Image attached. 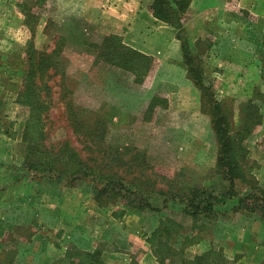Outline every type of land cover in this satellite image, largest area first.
Here are the masks:
<instances>
[{"label":"rangeland","instance_id":"obj_1","mask_svg":"<svg viewBox=\"0 0 264 264\" xmlns=\"http://www.w3.org/2000/svg\"><path fill=\"white\" fill-rule=\"evenodd\" d=\"M3 1L0 264H59L56 249L28 241L36 229L40 236L64 242L63 236H56L61 228L58 215L45 212L52 202L40 205L58 185L34 183L39 177L35 174L52 162L51 172L77 176L64 184L67 203L62 207L73 213L70 231L100 240L103 236L107 242L98 247L115 251L122 244V222L113 220V213L130 210L125 224L129 219L132 231L141 225L140 233L131 235L132 253L125 262L139 264L140 255L151 250L145 238L155 228L156 217L163 216L161 221L175 223L172 231L161 233L165 264L180 259L186 263L202 253L215 262L219 258L220 264H264V195L260 194L264 192V75L259 81L238 84L234 72L219 75L208 63L210 45L223 39L232 22L238 27V17L252 26L254 42L250 43L258 44L264 57V17L258 15L262 11H245L238 0H206L205 5L179 14L183 28L175 31L185 37L193 61L187 64L188 74L194 82L197 74L203 81L195 86L201 108L211 119L205 126L201 120L194 124L186 115L172 112L179 108L176 99L160 109L165 102L158 98L159 111L155 110L154 103L148 102L153 94L150 72L138 83L134 74L96 57L105 34L100 31L101 19L87 2L76 18L75 6L66 3L69 0ZM116 39L122 42L119 35ZM34 60L37 63L30 66ZM257 118L259 123L244 126ZM240 129H247L241 141ZM222 145L231 150L221 149ZM219 152L226 154L227 161L218 165ZM30 163L35 165L28 171ZM201 187L221 192L231 188L235 196L212 214L191 217L178 199ZM28 188L33 194H28ZM133 190L153 208L133 210L128 201L140 198ZM249 191L251 197L246 196ZM252 200L259 210L249 208ZM31 218L50 227L31 226ZM185 235L198 242H185L180 250ZM33 250L51 257L34 259ZM114 251L116 257L108 264H122L123 257L117 258ZM149 264H154L152 258Z\"/></svg>","mask_w":264,"mask_h":264},{"label":"crops","instance_id":"obj_2","mask_svg":"<svg viewBox=\"0 0 264 264\" xmlns=\"http://www.w3.org/2000/svg\"><path fill=\"white\" fill-rule=\"evenodd\" d=\"M48 1L49 0H46L47 3ZM0 2L4 1L0 0ZM67 2H69V6H75L74 11L76 14L74 17L76 18L79 17L77 13L83 11L82 5L87 2L94 13L93 15H98V18L101 19V33L105 35H119L123 44L151 57L152 66L149 70L151 73L149 88L153 89V94L150 95L148 102L151 101L155 106L157 103L156 101L160 98L165 102V105L160 107V109H166L168 108V104L170 102L174 104L176 99L179 108L177 110L173 109L172 112L176 111L174 113L186 115V117L192 119L194 124H199L197 120H201L203 125L210 126L211 119L208 114L202 110L200 93L195 86L194 80L188 74V65L184 61V52L181 41L176 35V28L152 14L150 6L153 4L154 0H69L66 1V3ZM66 3L64 4L66 5ZM200 3L205 5L206 0H188L187 8L198 7ZM238 7L257 14L262 11V14L258 15L264 17V0H238ZM235 25L236 24L232 22V25L228 26L229 28L223 31V39L210 45L208 63L212 67L211 70H217L219 75L220 72H222V74L234 72L233 79H237L238 84H249L259 81L262 75H264V57L260 56V46L255 43H250L252 41L254 42L252 38V26L248 23H243L240 17H238V27ZM206 31L211 33L209 29H206ZM156 107L157 106L154 108L155 110H157L159 106ZM35 181H40V183L45 181L53 185H58L56 186L57 190H54L51 197L48 196V198H43L44 200L42 199L40 205H44L45 201L48 204L52 202L53 205H50L45 212L58 215V224L61 228L57 230L56 236L60 235V238L63 236L62 239L64 242L61 243L59 239H53L52 241L50 237L45 235L40 236L36 229H33L34 237L28 238V241H39V244L44 243L47 244V247H53L54 250L56 249L59 264H67V262L68 264H76L73 263L75 260V255H73V253L78 251H87L94 254L99 252L98 256L100 255V258L98 259L100 261L103 260L104 262H102L104 264L111 263L110 260L116 257V255L114 256V254L111 253L114 250L112 251V249H108L107 247L103 249L100 248V246L98 247L99 244L107 242L104 240L103 236H100L102 237V240H100V238L85 235V232L82 234L75 233V230L70 231V228H68V222L73 221L71 216L73 213L68 212L66 208L62 207L63 204L67 203L66 181L52 177H36L34 183ZM30 182L32 183L33 180H30ZM29 188L27 192L31 194L33 190ZM34 190H36V188H34ZM30 204L33 205L32 202ZM132 209L137 212L140 211L135 207H132ZM40 211H42V209ZM128 211L120 217L113 218V220L117 219L122 222V244H120L119 249L114 251L119 255L117 258L123 257L121 258L123 261L122 264H131L129 259L125 262L127 257L131 256L132 253L131 235H138L141 231V225L139 226V224L138 227L135 226L134 231H132L130 229L132 226L129 224V219H127L128 226L125 224L124 221ZM141 214L145 215L144 212ZM36 215L37 214L33 217ZM162 218L163 216L161 218L160 216L156 217L153 227L157 228ZM61 222L63 225L60 224ZM28 223L31 226L37 225V227L39 226L40 228L50 227L47 223L37 222L36 218H31ZM91 227L92 225L89 223L88 230H90ZM37 252L38 251L33 250V254L35 255L33 257L34 259L40 257L48 259L51 257L46 256L44 251L42 256H38ZM151 258L154 260V264H160L159 260L150 249L144 251L142 255H140L139 264H149L151 263ZM147 261L149 263H147ZM217 262L220 264L219 258ZM176 264L185 263L180 259ZM205 264L208 263L205 262Z\"/></svg>","mask_w":264,"mask_h":264},{"label":"trees","instance_id":"obj_3","mask_svg":"<svg viewBox=\"0 0 264 264\" xmlns=\"http://www.w3.org/2000/svg\"><path fill=\"white\" fill-rule=\"evenodd\" d=\"M188 6V0H154L153 4H151L150 9L152 11V14L157 17L158 19H161L163 21L168 22L172 26H174L178 31L179 29L183 28V25L181 23V15ZM177 37L180 39L183 49V56L184 61L188 65H192L193 61L190 55L188 54V46L187 41L185 37H183L181 34L179 35V32H177ZM117 35L110 34L105 35L102 38V44L103 46L100 47V45H97L98 51L96 54V57H102L107 62L112 63L122 69H125L129 71L131 74H134L133 81H136L138 83H141L145 76L148 74L151 66H152V59L151 57L146 56L145 54L123 44L122 42L118 41ZM119 39V38H118ZM54 51V50H53ZM32 64L30 66H33L37 63L32 61ZM192 69V67H191ZM189 70V68H188ZM195 83L196 84H202V77L201 75L197 74L195 77ZM202 86V85H201ZM212 95V94H211ZM213 100V99H212ZM214 102V101H213ZM249 102V101H248ZM215 106L219 107V102L215 100ZM71 107V106H70ZM71 110V109H70ZM72 112V111H71ZM74 112V110H73ZM219 123V121H218ZM259 123V119L257 118L254 123H244V126L254 125ZM216 131H218V136L221 138L222 135L219 131V128L216 127ZM247 129H240L238 131L239 134V140L242 139V133L246 132ZM241 138V139H240ZM239 141V142H240ZM225 147V151L231 150L230 146L222 145L221 149ZM224 151V152H225ZM226 154H220L218 155V165L222 162H226L227 158L225 156ZM35 164L30 163V165L27 166L28 171L33 170ZM44 170H42L41 173L35 174L39 177H52L55 179H61L64 181L72 182L77 179V176H71L66 177L59 172L54 173L50 170L54 169L53 162L47 167H43ZM112 179V178H111ZM135 195V197H138V201L130 200L128 201V205L131 207H135L138 209L143 208H153V206L148 202L147 200H142V197L140 196V193L132 191ZM246 196L251 197L253 194L248 192ZM260 194L264 195V192H260ZM173 198L176 197L175 194H170ZM187 194L183 195L186 196ZM233 196H235V193L231 190V188L226 189L225 191H216L213 188H207V187H201L199 189H196L195 192H193L191 195H187L186 197L180 198L181 203H183L182 211L191 217H195L197 215H209L212 214L216 207L221 206L226 203L227 200L231 199ZM247 197V198H248ZM263 203V202H261ZM251 206L249 207L251 210H259L258 208V202L256 200H252L249 203ZM123 214V210H117L113 213L114 217H120ZM264 218V214H261ZM162 225L155 228L145 239L149 243L151 250L153 254L157 257L160 264H165L164 259H166V255L163 251H161V245H162V232L164 229H168L170 231L173 230V226L175 225L174 222L169 223V221H166L165 219L161 221ZM175 227V226H174ZM171 236V235H170ZM189 242H198V239L192 238V236H184L182 240L180 241V245L178 246L180 250H183V248L186 246V243ZM171 249V248H170ZM73 255H75L76 260L73 261V263L76 264H104L102 261L98 260L95 257L94 253L91 252H74ZM74 258V259H75ZM218 264V262L214 260L213 257H209L206 253L197 254L193 257L192 260L187 261L185 264ZM169 264V263H167Z\"/></svg>","mask_w":264,"mask_h":264}]
</instances>
